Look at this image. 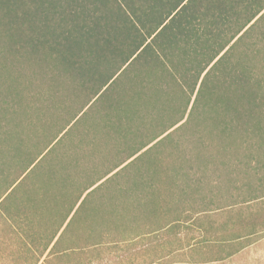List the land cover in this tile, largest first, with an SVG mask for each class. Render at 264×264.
Returning a JSON list of instances; mask_svg holds the SVG:
<instances>
[{
	"label": "trees",
	"instance_id": "16d2710c",
	"mask_svg": "<svg viewBox=\"0 0 264 264\" xmlns=\"http://www.w3.org/2000/svg\"><path fill=\"white\" fill-rule=\"evenodd\" d=\"M263 237L264 0H0V264Z\"/></svg>",
	"mask_w": 264,
	"mask_h": 264
},
{
	"label": "rangeland",
	"instance_id": "374dc122",
	"mask_svg": "<svg viewBox=\"0 0 264 264\" xmlns=\"http://www.w3.org/2000/svg\"><path fill=\"white\" fill-rule=\"evenodd\" d=\"M236 193L235 191L228 192L223 189L220 196L227 203H230L232 201L231 197ZM146 242L145 240L143 242L140 240L134 242V245L130 247L129 253H125L123 256L121 253L115 254L116 252H112L105 257L103 255V261L97 264H192L185 256L170 254L167 247L156 252L153 249V245L155 246L157 243L153 244L151 242L149 246H146ZM81 257L84 260V256L82 255ZM209 264H264V237L229 260Z\"/></svg>",
	"mask_w": 264,
	"mask_h": 264
}]
</instances>
